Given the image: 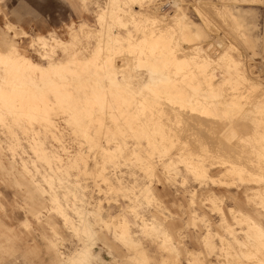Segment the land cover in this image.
Listing matches in <instances>:
<instances>
[{"label":"rangeland","instance_id":"1","mask_svg":"<svg viewBox=\"0 0 264 264\" xmlns=\"http://www.w3.org/2000/svg\"><path fill=\"white\" fill-rule=\"evenodd\" d=\"M11 46L0 264H264V0H0Z\"/></svg>","mask_w":264,"mask_h":264},{"label":"bare ground","instance_id":"2","mask_svg":"<svg viewBox=\"0 0 264 264\" xmlns=\"http://www.w3.org/2000/svg\"><path fill=\"white\" fill-rule=\"evenodd\" d=\"M81 8V7H80ZM180 14V20H181V28L182 29H190V28H192V26L194 25V23L192 22V21H189V20H187V17H186V14L184 13V12H181V13H179ZM246 16V15H245ZM246 18V17H245ZM245 18H243V19H245ZM240 19V18H239ZM84 23V22H83ZM239 23V22H238ZM252 23V22H251ZM245 25L246 24H244V27H245ZM242 26H243V24H242ZM248 29V28H247ZM194 31V30H193ZM192 32V31H191ZM193 33V32H192ZM152 34V33H151ZM150 34V35H151ZM162 34V33H161ZM157 35V34H156ZM155 35V36H156ZM164 35V34H163ZM160 35V39H158V38H156V39H151L150 38V44L151 45H153L154 47L152 48L153 50H155L156 48H161L162 46L164 47H166L167 45L169 46L170 44L168 43V42H165L166 40H164L166 37H164V36H166V35ZM167 35H168V33H167ZM172 36V35H171ZM164 37V38H163ZM172 39H173V37H172ZM171 40V37H170V39H169V41ZM207 40V39H206ZM161 46V47H160ZM167 46V47H168ZM174 46H175V44H174ZM191 46V45H190ZM130 47V48H129ZM128 48L131 50V48H132V44L129 42L128 43ZM170 48H172V47H170ZM176 48H178L177 46H176ZM176 48L174 49V48H172V50L173 51H175L176 50ZM189 48H191V47H189ZM163 48H161V50H162ZM181 49V48H180ZM186 49V48H185ZM184 49V50H185ZM157 50H160V49H157ZM167 50V49H166ZM139 51V50H138ZM180 51V50H179ZM182 51V50H181ZM140 52V51H139ZM158 52V51H157ZM157 52H155L154 53V56L157 54ZM160 54V53H159ZM168 53V51L166 52V54H165V57H166V55H167V57H168V59H169V56L171 55L172 56V54H169ZM98 52L96 51L95 53H94V55L93 56H91V57H89L88 59H89V62L88 63H90V62H92V61H94L97 57H98ZM175 55H177V54H175ZM178 55L180 56V54L178 53ZM173 56H174V54H173ZM172 56V59L171 60H173V58H175L174 59V61L176 62V60H177V62H179V58L178 57H173ZM0 57H7L6 59H9V57H13L15 60H19V58H22V56H20V54L18 53V51L16 50V48L15 47H13V46H11V47H9L8 49H7V52H4V51H1L0 50ZM138 57V56H137ZM135 58V57H134ZM139 58H140V56H139ZM138 58V59H139ZM142 58V57H141ZM141 58H140V60H141ZM161 58H163V57H161ZM23 59H25L24 61V63L26 64V66L27 67H36V68H38V66H36V64L35 63H33L31 60H29V58H23ZM137 59V60H138ZM2 60V59H1ZM162 60V59H161ZM165 60V59H164ZM170 60V59H169ZM168 61V60H167ZM173 61V62H174ZM73 63V64H75L76 66H80V62H79V60L78 59H75V60H72V61H70V63ZM103 62V61H102ZM161 62V61H160ZM162 63H163V61H162ZM164 63H165V61H164ZM170 63V62H169ZM103 64V63H102ZM172 64H174V63H172ZM66 65H67V62H60V63H58L57 65H55V66H52V67H54V68H56V69H58L59 67H63L64 69H65V67H66ZM138 65V64H137ZM165 66H167V65H165ZM6 67V66H5ZM87 67V66H86ZM48 68V67H47ZM6 69V68H5ZM43 70H45V69H43ZM48 70V69H47ZM172 70H173V68H172ZM170 71H171V69H170ZM235 72H236V70H235ZM113 73H115L116 74V72H115V66H114V69H113ZM143 73V72H142ZM243 73V72H242ZM241 73V74H242ZM240 74V73H239ZM244 74V73H243ZM236 75H237V72H236ZM120 76V75H119ZM205 77H207V76H205ZM246 77H247V75H246ZM124 78V77H123ZM170 78H171V76H170ZM210 78H212L213 79V77H210ZM241 78H243V77H241ZM250 78V77H249ZM114 79H115V76H114ZM120 79H122V78H120ZM212 79H210V82H211V80ZM207 80V79H206ZM239 80H241V79H239ZM244 80H247L246 78H244L243 79V82H244ZM249 80V79H248ZM209 81V80H208ZM251 81V80H250ZM253 81V80H252ZM255 81V80H254ZM205 82V79L203 80V83ZM10 83V82H9ZM125 83H126V81H125ZM209 83V82H208ZM212 83V82H211ZM249 83V82H248ZM255 83H256V81H255ZM127 84V83H126ZM210 84V83H209ZM214 84V83H213ZM253 84V83H252ZM10 85L12 86V87H15V85L16 84H13V83H10ZM155 85V83H153V86ZM158 85V84H157ZM205 85V84H204ZM248 86L250 85V84H247ZM257 85V84H256ZM116 86V85H115ZM118 86V85H117ZM207 86V85H206ZM205 86V87H206ZM210 86V85H209ZM212 86V85H211ZM118 87H120L121 88V86L119 85ZM123 87V86H122ZM156 87V86H155ZM159 87V86H158ZM208 87V86H207ZM206 87V88H207ZM252 87V86H251ZM250 87V88H251ZM123 88H125V87H123ZM212 88H214L213 86H212ZM258 88V87H257ZM126 89V88H125ZM215 89V88H214ZM213 89V90H214ZM259 90L261 89L260 87L258 88ZM210 90V89H209ZM212 90V89H211ZM211 90H210V92H211ZM215 90H218V88L217 89H215ZM264 90V89H263ZM206 91H207V89H206ZM262 92V91H261ZM207 93V92H206ZM209 94V93H208ZM211 94V96H213V94L214 93H210ZM219 94V93H218ZM215 96H216V94H214ZM220 95V94H219ZM233 95V94H232ZM206 96H207V94H206ZM209 96V95H208ZM224 96H226V95H224ZM231 96V95H230ZM228 97V96H227ZM237 97H238V95H237ZM213 98H214V96H213ZM216 98V97H215ZM230 98V97H229ZM6 99V98H5ZM233 99H235V98H233ZM212 100V99H211ZM16 101V100H15ZM208 101H210V97H209V99H208ZM214 101V100H213ZM95 102V101H94ZM101 102V101H100ZM226 102V101H225ZM206 103V102H205ZM204 103V104H205ZM210 103H212V101L211 102H209L208 104H210ZM201 104H202V101H201ZM215 104V103H214ZM106 107V106H105ZM177 112V111H176ZM182 114H183V112H182ZM105 115H106V113H105ZM175 115V114H174ZM191 115V114H190ZM196 115V114H195ZM181 116V115H180ZM183 116H184V114H183ZM193 116H191V118H192ZM255 117V116H254ZM205 118V117H204ZM105 119H106V117H105ZM205 119H207V118H205ZM195 120V119H194ZM235 120V119H234ZM186 121V120H185ZM198 121V120H197ZM216 121V120H215ZM223 121V120H222ZM107 122V121H106ZM191 122V121H190ZM215 123V122H214ZM216 123L218 124V121H216ZM215 123V124H216ZM220 123V122H219ZM222 123V122H221ZM254 123V122H253ZM198 124H200V122L199 123H197V125ZM212 124H213V122H212ZM224 124V123H223ZM247 124H248V122H247ZM202 125H203V122H202ZM209 125V124H208ZM235 125V124H234ZM196 126V125H195ZM225 126V125H224ZM227 126H229V125H227ZM190 127V126H189ZM194 127V126H193ZM200 127V126H199ZM231 127V126H230ZM252 127V126H251ZM219 128V127H218ZM222 128V127H221ZM228 128V127H227ZM110 129V128H109ZM189 129V128H188ZM197 129V128H196ZM202 129V128H201ZM205 129V128H204ZM187 130V129H186ZM228 130V129H227ZM196 131V130H195ZM197 131H198V129H197ZM205 132V131H204ZM208 132V131H207ZM210 132V131H209ZM233 132H234V130H233ZM230 133V132H229ZM198 134H199V132H198ZM199 135H201V134H199ZM202 135H203V132H202ZM239 135V134H238ZM182 139V138H181ZM188 140H189V138H188ZM191 140V139H190ZM206 140V139H205ZM231 141V140H230ZM193 142H194V140H193ZM214 142H215V140H214ZM189 143V142H188ZM196 143V142H195ZM262 143V142H261ZM199 144H200V141H199ZM213 144V143H212ZM211 144V145H212ZM233 146H234V144H233ZM238 146V145H237ZM208 147V146H207ZM233 150H234V148H233ZM220 151H221V149H220ZM253 151H254V149H253ZM201 152V151H200ZM222 152V151H221ZM228 152V151H227ZM212 155V154H211ZM221 156V155H220ZM238 157V156H237ZM231 158V157H230ZM248 161V160H247ZM198 163V162H197ZM200 168V167H199ZM202 169V168H201ZM229 170V169H228ZM224 172H227V170L226 171H224ZM223 172V173H224ZM199 173H200V171H199ZM228 173V172H227ZM221 174V173H220ZM218 177V176H217ZM223 178V177H222ZM221 179V178H220ZM219 179V180H220ZM222 181V180H221ZM224 181V180H223ZM216 184V183H215ZM220 184V183H219ZM219 184H217L218 186H219ZM223 185V184H222ZM220 186H221V184H220ZM217 198V197H216ZM222 201V200H221ZM220 203V202H219ZM239 215V214H238ZM242 216V215H241ZM238 217V216H237ZM244 219H240V221H243ZM238 221H239V218H238ZM244 221H247V220H244ZM251 225H253V224H251ZM249 226V225H248ZM248 228V227H247ZM253 229V228H252ZM260 229H261V227H260ZM262 234V233H261ZM214 235V234H213ZM87 247V246H86ZM259 254V253H258ZM253 263V262H252Z\"/></svg>","mask_w":264,"mask_h":264},{"label":"crops","instance_id":"3","mask_svg":"<svg viewBox=\"0 0 264 264\" xmlns=\"http://www.w3.org/2000/svg\"><path fill=\"white\" fill-rule=\"evenodd\" d=\"M81 255V254H80Z\"/></svg>","mask_w":264,"mask_h":264}]
</instances>
